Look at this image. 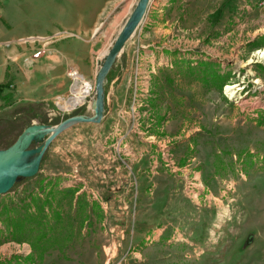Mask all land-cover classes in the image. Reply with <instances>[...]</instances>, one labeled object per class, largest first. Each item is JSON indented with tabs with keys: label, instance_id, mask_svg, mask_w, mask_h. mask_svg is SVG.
Segmentation results:
<instances>
[{
	"label": "rangeland",
	"instance_id": "obj_1",
	"mask_svg": "<svg viewBox=\"0 0 264 264\" xmlns=\"http://www.w3.org/2000/svg\"><path fill=\"white\" fill-rule=\"evenodd\" d=\"M136 1L119 0L118 14L126 12L118 25ZM39 2L0 0V24L19 29L15 44L42 48L55 40L22 31L29 21L32 29L40 24ZM148 14L133 46L185 47L193 66L215 60L227 81L208 90L173 64L151 76L148 96L130 98L137 132L127 141L85 126L56 135L36 174L76 185L102 214L94 229L82 224L81 236L48 250L39 264H264V0H151ZM93 94L67 112L45 104L29 120L53 125L89 115ZM1 136L5 149L14 136ZM128 141L133 152L123 147ZM22 186L35 188L34 178H18L0 199ZM4 242L0 259L32 252L26 241L0 237ZM23 244L27 252L18 250Z\"/></svg>",
	"mask_w": 264,
	"mask_h": 264
},
{
	"label": "crops",
	"instance_id": "obj_2",
	"mask_svg": "<svg viewBox=\"0 0 264 264\" xmlns=\"http://www.w3.org/2000/svg\"><path fill=\"white\" fill-rule=\"evenodd\" d=\"M39 3L40 24L32 29L29 21L22 31L26 34L38 31L56 35L49 46L33 48L15 44L14 40L19 37L15 22L12 25L0 24V83L5 84L0 89V149L6 147L2 144L6 140H2L1 135L5 134V139L13 135L12 143L28 124L43 123L29 120L30 115L51 103L54 97L67 94V71L77 70L89 79L94 78L97 63L105 51L103 49L109 46L107 37L114 32L116 35L122 27L117 21L126 12L124 9L118 14L119 0H40ZM148 13L149 8L105 74L100 121L75 123L62 132L74 126H85L115 139L123 134L126 141L137 132L133 122L130 123V98L136 94L141 98L148 96L151 76L173 65L176 55L187 56V49L179 45L142 42L133 46L131 41L140 32ZM6 42H9L7 46L4 45ZM176 50L178 52L175 54ZM87 114L91 115V111L88 110ZM123 147L129 152L136 149L129 141ZM34 156L18 157L13 164L23 165ZM116 162L120 166V162ZM8 243H2L0 248H5Z\"/></svg>",
	"mask_w": 264,
	"mask_h": 264
},
{
	"label": "trees",
	"instance_id": "obj_3",
	"mask_svg": "<svg viewBox=\"0 0 264 264\" xmlns=\"http://www.w3.org/2000/svg\"><path fill=\"white\" fill-rule=\"evenodd\" d=\"M256 42L253 45H261ZM174 65L185 66L186 76L208 90L220 91L227 81V75L220 72L215 60L200 59L193 66L190 59L182 57L176 59ZM4 86L0 83V89ZM38 175L24 177L34 178L35 188L22 186L20 190H14L13 195L0 199V222L4 225V229L0 228V237L16 242L26 241L32 251L22 256L10 254L0 259V264H27L28 261L39 264L48 250L62 248L75 241L82 224L94 229V221L102 214L98 201L87 198L86 193L78 191L76 185L61 186L57 175Z\"/></svg>",
	"mask_w": 264,
	"mask_h": 264
},
{
	"label": "water",
	"instance_id": "obj_4",
	"mask_svg": "<svg viewBox=\"0 0 264 264\" xmlns=\"http://www.w3.org/2000/svg\"><path fill=\"white\" fill-rule=\"evenodd\" d=\"M150 1H136L124 24L119 28L110 46L101 56V61L94 75V94L89 104L91 115L75 114L67 116L53 125L30 123L23 128L9 147L0 149V193L7 190L18 178L29 177L37 173L41 157L56 135L75 123H98L100 121L103 111V80L105 74L114 63L116 54L122 50L124 44L142 22L148 11ZM37 140H40V143L35 145L34 148H29L31 143H36ZM27 149L36 150L31 162L22 166L14 165L13 161L17 154ZM1 182L3 183L1 184Z\"/></svg>",
	"mask_w": 264,
	"mask_h": 264
},
{
	"label": "built area",
	"instance_id": "obj_5",
	"mask_svg": "<svg viewBox=\"0 0 264 264\" xmlns=\"http://www.w3.org/2000/svg\"><path fill=\"white\" fill-rule=\"evenodd\" d=\"M52 36L54 37V35ZM67 76L70 78V86H69L67 94L63 98L60 96H56L52 100V104L57 110L65 111V112L71 111L85 103H88L94 91L93 82L89 80H85L84 77L77 70H69L67 72ZM78 84L83 86V92H82V97L80 101L74 103L71 107H67L68 109H61V106H60L61 103L65 102L66 100L67 101L70 100V97L73 94L72 90ZM25 248H26V244H23L22 247H20L18 250L20 251L21 249V251L27 252L28 249H25Z\"/></svg>",
	"mask_w": 264,
	"mask_h": 264
},
{
	"label": "bare ground",
	"instance_id": "obj_6",
	"mask_svg": "<svg viewBox=\"0 0 264 264\" xmlns=\"http://www.w3.org/2000/svg\"><path fill=\"white\" fill-rule=\"evenodd\" d=\"M83 76V75H82ZM94 84V82H93ZM80 89V90H79ZM233 86H227L226 87V91L228 92H232L233 90ZM73 94L72 96L70 97V100H66L65 102L61 103V109H68L67 107H71L74 103L80 101V96H77V95H81L82 97V92H83V86L78 84L77 86H75L73 88ZM77 98V99H76ZM36 154V150L34 149H27V150H23V151H20L17 156L15 157V160L18 158V157H21V156H26V155H35ZM14 160V161H15ZM13 161V162H14ZM31 162V161H29ZM29 162L25 163V164H28ZM24 165V164H23ZM22 166V165H20Z\"/></svg>",
	"mask_w": 264,
	"mask_h": 264
}]
</instances>
